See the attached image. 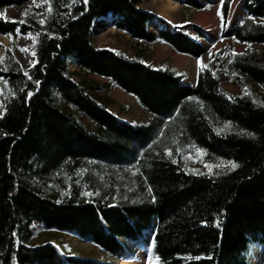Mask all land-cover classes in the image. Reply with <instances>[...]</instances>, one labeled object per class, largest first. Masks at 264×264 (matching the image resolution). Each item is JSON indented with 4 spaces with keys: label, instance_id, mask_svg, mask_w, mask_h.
Listing matches in <instances>:
<instances>
[{
    "label": "trees",
    "instance_id": "1",
    "mask_svg": "<svg viewBox=\"0 0 264 264\" xmlns=\"http://www.w3.org/2000/svg\"><path fill=\"white\" fill-rule=\"evenodd\" d=\"M28 2L21 20L5 16L8 7ZM143 2L0 0V35L10 40L0 58V264H14V257L15 264H106L64 253L38 238L36 226L91 243L106 259L131 261L143 250L156 264H249L254 242L264 244V101L249 89L264 94V51L231 54L218 68L208 60L187 84L175 69L148 64L145 45L160 41L196 59L206 47L182 29L150 30L154 15ZM242 2L239 21L226 28L231 0H182L194 10L217 3L219 38L264 47V0ZM108 17L132 38L131 56L96 46L93 23ZM28 32L37 62L24 66L13 53ZM91 76L132 96L149 112L147 121L120 120L99 94L105 86ZM225 81L239 91H227ZM226 122L231 130L217 135ZM184 145L239 166L193 173ZM127 166L134 170L128 182L105 184L91 175L93 168ZM87 187L96 194L82 195Z\"/></svg>",
    "mask_w": 264,
    "mask_h": 264
},
{
    "label": "rangeland",
    "instance_id": "2",
    "mask_svg": "<svg viewBox=\"0 0 264 264\" xmlns=\"http://www.w3.org/2000/svg\"><path fill=\"white\" fill-rule=\"evenodd\" d=\"M176 1V2H174ZM219 2L220 0H213ZM243 0H231L229 6L228 23L229 27L235 22L239 21L242 15V2ZM143 7L152 10L159 15L161 13L168 14L170 17L163 15L162 18L168 17L176 22L188 32V34L196 36L194 29H200L204 35L198 41L206 47L205 54L199 59L201 64H207L208 60L214 59L215 67L218 68L220 65L228 60L229 56L235 52L241 53L245 50H255L264 51V47L257 44L245 45L234 42L228 38H219V24L220 17L217 13V3H212L207 5V8L200 10H194L187 8L183 5L182 0H144ZM32 6V2H28L23 6H12L5 10V16L12 20H21L24 16V12L27 8ZM174 8V9H170ZM212 17V20L210 18ZM204 15L206 17L204 18ZM165 16V17H164ZM203 17V22L207 20L206 23H202L199 19ZM210 19H208V18ZM160 18V17H159ZM111 18L108 17L103 20V22H98L94 24L92 28V38L95 41L96 46H102L111 48L114 50H120L126 55L131 56L134 51L133 40L128 35H123L118 30L113 27H109L107 22H110ZM187 22V23H185ZM154 24V23H153ZM150 24L149 28L152 30L154 27ZM33 41V37H28L27 35H20L18 38V45L14 49L15 58L24 66L31 65L34 60V56L30 49V45ZM10 40L5 35H0V58L3 55V49L5 46L9 45ZM23 49V50H22ZM211 53V55H209ZM143 59L151 62L154 66H168L176 70L177 73L184 74V81L192 83L195 79V74L198 65V59L178 53L170 46L165 43L162 44H146L143 51ZM73 69L75 65L71 64ZM90 77V76H89ZM95 79L98 84L104 85L106 89L99 91L100 96L105 97L109 100V109L116 114L120 120L126 121L128 123L144 122L147 121L149 112L141 107L132 96L124 92L122 89L111 83L106 78H101L97 76H91ZM250 84L249 81H246ZM223 87L229 92L239 91L238 87L232 82H224ZM255 87V86H254ZM249 87L251 93L258 99L264 101V94H262L256 87ZM63 108L69 113L75 114V110L67 105H63ZM90 128L94 127V124L88 121L84 116H81ZM225 125V123H224ZM197 147L192 145H184L182 147V152L184 154L185 161L190 169H196L198 171H208L205 168V163H210L216 165L220 163V160H210L203 155L201 158H196L198 153L196 152ZM189 156L192 159H189ZM230 166L225 165L223 169L213 167L212 172L227 170ZM133 166H127L116 169H92V178H97L98 182L105 184H112L113 181H123L130 179L129 175L133 174ZM116 177L117 180H110L112 177ZM111 177V178H110ZM128 182V181H126ZM94 186L92 187V189ZM90 188L87 187L86 192H89ZM37 230V231H36ZM37 237L45 239H50L51 242L55 243L64 253L82 256V257H95L98 258L106 264H130L125 261H119L115 259H106L101 251L93 246L91 243L83 241L77 237L68 235L66 233H61L57 230H46L39 229L38 226L35 228ZM46 236V237H45ZM260 256H252L249 254V258L254 262V264H260ZM134 261L141 264H156V260L152 258L147 252L139 250ZM132 262V261H131ZM261 264L264 261L261 259Z\"/></svg>",
    "mask_w": 264,
    "mask_h": 264
},
{
    "label": "snow or ice",
    "instance_id": "3",
    "mask_svg": "<svg viewBox=\"0 0 264 264\" xmlns=\"http://www.w3.org/2000/svg\"><path fill=\"white\" fill-rule=\"evenodd\" d=\"M76 2H79V0H76ZM84 3H85V5H87L88 0H84ZM221 3H223V0H221ZM48 11H49V12L52 11V7H51L50 4H49ZM218 14H219V13H218ZM0 16H3V14L0 13ZM73 19H75V17H73ZM39 23L41 24V26H43V25L46 23V21H45V19H41V20L39 21ZM185 23H187V22H185ZM241 23H243V21H241ZM17 34L19 35V30H18V29H17ZM9 35H11V34H9ZM37 35H39V34H37ZM48 35H49V37L51 38V36H52L53 34H52V33H48ZM27 36H28V37H32V32H28V33H27ZM33 43H34V44L36 43V40H35V39L33 40ZM22 50H23V49H22ZM233 54H235V52H234ZM33 55H35V52H33ZM209 55H211V53H209ZM36 62H37V61L33 60L31 63L34 65ZM142 62H143V61H142ZM197 63H198V65H200V67H201L202 69L208 67L207 65L201 64V61H200L199 59H198ZM229 63H231V61H229ZM4 70L7 71V69H4ZM213 74H214V73H213ZM24 75H25L26 77H28L29 79H31V77L28 76V73H27V72H25ZM177 75H179V73H177ZM2 79H3V77H0V80H2ZM4 82H5V84L7 83V81H4ZM36 83L39 84L40 81H36ZM32 94H33V93H32L31 91H29V92H28V97H31ZM13 95H15V93H13ZM189 99H192V98L190 97ZM26 101H27V97H26ZM0 107H3L2 103H0ZM3 115H4V112H3V111H0V117H2ZM230 130H231V128H230V123H229V122H226L223 128H215V129H214V131L216 132L217 135H220L222 132H226V131H230ZM247 134H248L249 136L254 135L253 133H247ZM153 143H155V141H153ZM148 147L151 148V147H152V144H149ZM177 151L179 152L180 149H177ZM196 152L198 153V156H197L196 158H201V157L205 154V150H204V149H200V148H197V149H196ZM164 153H165L166 156L171 157V150H170V149L165 148V149H164ZM189 159H192V157L189 156ZM219 159H220V163H219V164H216V165H212V164H210V163H205V168L208 170V174H209V175H212V174H213V173H212V168H213V167L223 169V167H224L225 165H228V166H230V167L228 168V170L231 171V170H233V169H235V168H237V167L239 166L236 162H234V161H232V160H227V161H225L223 158H219ZM172 162H173V163H176V160L173 159ZM136 171L139 172L140 169L137 168ZM188 171H191V172L196 173V174H202V173H199L198 170H196V169H189ZM215 175H220V172L215 173ZM148 192H149V193L152 192V189H151L150 187L148 188ZM95 194H96V193H91V192H88V193H82V195H87V196H92V195H95ZM152 200H153V202H155V196L152 197ZM58 202H59V201H58ZM201 223H204V222L202 221ZM217 227H219V219L217 220ZM14 235H15V233H14ZM149 252H151V247L149 248ZM200 258H201V257H196V259H200ZM208 258L210 259L211 257H208ZM13 260H14V264H15V257L13 258Z\"/></svg>",
    "mask_w": 264,
    "mask_h": 264
},
{
    "label": "crops",
    "instance_id": "4",
    "mask_svg": "<svg viewBox=\"0 0 264 264\" xmlns=\"http://www.w3.org/2000/svg\"><path fill=\"white\" fill-rule=\"evenodd\" d=\"M179 1V0H178ZM174 2H176V1H174ZM177 3V2H176ZM208 6H206L205 8H207ZM204 8V9H205ZM170 9H174V8H170ZM153 15H154V21H153V25H154V27H161V26H164V27H169V28H177V29H182V30H184L185 32H186V30L185 29H183L177 22H176V20H172L171 18H168V17H170L168 14H165V13H161V14H163V15H166V16H168V17H165V18H162V16L161 15H159L158 13H155V12H153L152 10H150V9H148ZM217 13H218V5H217ZM206 15H208V14H206ZM206 15H204V18L206 17ZM208 16H210V15H208ZM218 16H219V14H218ZM160 17V18H159ZM203 17H201L200 19H199V21L200 22H202V23H206L207 22V20L206 21H202L203 19H204ZM208 18V17H207ZM210 18H211V20H212V17L210 16ZM210 18H208V19H210ZM205 20V19H204ZM195 31H194V33H195V35L196 36H193V35H190V34H188V32H186L188 35H190L191 37H194V38H196V39H200L201 37H199L198 36V32H201V33H203L200 29H194ZM204 34V33H203ZM162 44L163 42H160V41H157V42H153V43H150V44ZM166 44V43H165ZM148 64H150V65H152L151 64V62H149V61H147V60H145ZM152 66H154V65H152ZM154 67H159V66H154ZM185 82V81H184ZM186 83H189V82H186Z\"/></svg>",
    "mask_w": 264,
    "mask_h": 264
},
{
    "label": "clouds",
    "instance_id": "5",
    "mask_svg": "<svg viewBox=\"0 0 264 264\" xmlns=\"http://www.w3.org/2000/svg\"><path fill=\"white\" fill-rule=\"evenodd\" d=\"M255 247L252 249V256H257V255H264V244H260L259 242H254ZM249 264H254V262L251 260V257L249 258Z\"/></svg>",
    "mask_w": 264,
    "mask_h": 264
},
{
    "label": "bare ground",
    "instance_id": "6",
    "mask_svg": "<svg viewBox=\"0 0 264 264\" xmlns=\"http://www.w3.org/2000/svg\"><path fill=\"white\" fill-rule=\"evenodd\" d=\"M154 21V20H153ZM98 22H103V19H98V20H96V21H94V23H93V25L94 24H98ZM151 24H153V22L151 23ZM107 25L109 26V27H112L111 25H109L108 23H107ZM92 28H93V26H92ZM156 28V27H155ZM226 28H229V23H227V25H226ZM150 29V28H149ZM177 29V28H176ZM219 31H220V24H219ZM218 35H219V33H218ZM188 84V83H187ZM126 122V121H125ZM130 262V264H141V263H138V262H136V261H134V260H132V262L131 261H128L127 263H129Z\"/></svg>",
    "mask_w": 264,
    "mask_h": 264
}]
</instances>
